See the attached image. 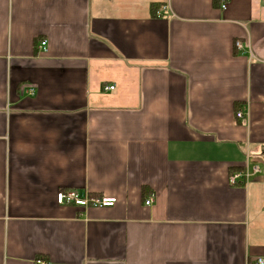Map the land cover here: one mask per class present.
I'll list each match as a JSON object with an SVG mask.
<instances>
[{
    "label": "crops",
    "instance_id": "0c3cea01",
    "mask_svg": "<svg viewBox=\"0 0 264 264\" xmlns=\"http://www.w3.org/2000/svg\"><path fill=\"white\" fill-rule=\"evenodd\" d=\"M248 156L264 0H0V264H256L264 174L229 181Z\"/></svg>",
    "mask_w": 264,
    "mask_h": 264
},
{
    "label": "built area",
    "instance_id": "2783aa9c",
    "mask_svg": "<svg viewBox=\"0 0 264 264\" xmlns=\"http://www.w3.org/2000/svg\"><path fill=\"white\" fill-rule=\"evenodd\" d=\"M222 7L223 8L226 7L225 3L222 4ZM158 14H160L159 11ZM236 46L241 50L244 48L243 43L240 40L236 42ZM39 49H41L42 51L47 50V40H42ZM114 88H115L114 85L104 86V90H109ZM29 93L31 95H34L35 93L34 88H30ZM236 117L239 119H243L245 118V113L243 111H238L236 113ZM260 173H262L261 167L257 164H254L251 161V157L248 156L245 170L243 172H233L230 175L229 181L231 184H237L241 181L248 182L253 176ZM117 201L118 199L116 197L92 196L87 192H82L81 190H77V189L62 190L57 194V202L60 205L74 204L83 207H88V206L111 207L114 206L117 203ZM152 202L153 199L150 197L146 201V204L150 205L152 204ZM38 262L42 263L41 260ZM256 264H264V257L259 258Z\"/></svg>",
    "mask_w": 264,
    "mask_h": 264
},
{
    "label": "rangeland",
    "instance_id": "374dc122",
    "mask_svg": "<svg viewBox=\"0 0 264 264\" xmlns=\"http://www.w3.org/2000/svg\"><path fill=\"white\" fill-rule=\"evenodd\" d=\"M257 165H259V164H257ZM259 166L261 167L262 172H263V174H264V166H263V164H260Z\"/></svg>",
    "mask_w": 264,
    "mask_h": 264
},
{
    "label": "trees",
    "instance_id": "16d2710c",
    "mask_svg": "<svg viewBox=\"0 0 264 264\" xmlns=\"http://www.w3.org/2000/svg\"><path fill=\"white\" fill-rule=\"evenodd\" d=\"M215 2H217V0H215ZM156 9H157V6L155 5L154 10H156ZM236 171H238V170H236ZM233 172H235V170H233Z\"/></svg>",
    "mask_w": 264,
    "mask_h": 264
}]
</instances>
